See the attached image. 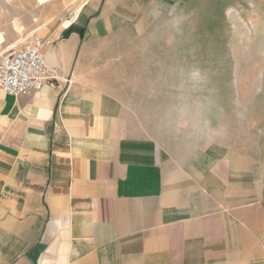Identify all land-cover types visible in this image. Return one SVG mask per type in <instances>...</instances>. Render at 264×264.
I'll use <instances>...</instances> for the list:
<instances>
[{"label":"crops","instance_id":"crops-1","mask_svg":"<svg viewBox=\"0 0 264 264\" xmlns=\"http://www.w3.org/2000/svg\"><path fill=\"white\" fill-rule=\"evenodd\" d=\"M147 0H69L56 78L0 90V264H264V132L186 161L141 133L93 62Z\"/></svg>","mask_w":264,"mask_h":264},{"label":"rangeland","instance_id":"rangeland-1","mask_svg":"<svg viewBox=\"0 0 264 264\" xmlns=\"http://www.w3.org/2000/svg\"><path fill=\"white\" fill-rule=\"evenodd\" d=\"M39 1L0 0V51L51 38L71 9ZM145 11L92 63L136 128L186 161L264 132V0H147Z\"/></svg>","mask_w":264,"mask_h":264},{"label":"built area","instance_id":"built-area-1","mask_svg":"<svg viewBox=\"0 0 264 264\" xmlns=\"http://www.w3.org/2000/svg\"><path fill=\"white\" fill-rule=\"evenodd\" d=\"M74 16V10L62 13L64 21ZM51 38L32 35L20 43L0 51V90L18 96L40 90L43 85L56 78L54 69L45 63L43 47Z\"/></svg>","mask_w":264,"mask_h":264},{"label":"bare ground","instance_id":"bare-ground-1","mask_svg":"<svg viewBox=\"0 0 264 264\" xmlns=\"http://www.w3.org/2000/svg\"><path fill=\"white\" fill-rule=\"evenodd\" d=\"M40 2H41V3H44V2H46V0L39 1V3H40Z\"/></svg>","mask_w":264,"mask_h":264}]
</instances>
